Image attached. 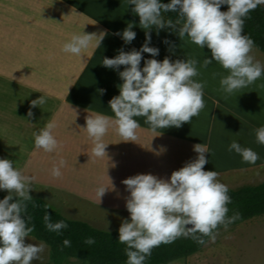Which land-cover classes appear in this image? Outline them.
<instances>
[{"label":"crops","instance_id":"obj_1","mask_svg":"<svg viewBox=\"0 0 264 264\" xmlns=\"http://www.w3.org/2000/svg\"><path fill=\"white\" fill-rule=\"evenodd\" d=\"M131 9L127 0H0V158L14 161L22 174L33 177L31 186L49 188L87 206L105 209L108 216L111 212H127L128 192L121 183L123 179L147 173L167 179L172 171L195 158L194 144L207 146L208 163L203 168L218 175L264 164V156L257 154L258 159L248 163L228 150L235 140L264 154V144L255 138V130L264 125V71L246 87L228 94L219 83L228 70L216 63L218 76L204 79L200 71L210 67L199 65L201 53L194 58L198 75L192 77L203 84V107L198 114L179 128L155 131L144 122L145 117H134L140 124L135 141H122L110 127L103 137L108 144L106 158L92 155V141L81 128L88 115H113L108 101L119 94L122 81L117 72L124 67L106 68L102 59L112 58L121 48L126 52L138 50L145 41L144 29L139 36L135 32L142 28ZM129 22L136 35L124 44L117 33ZM83 31L103 32L100 46L90 45L80 56L63 51L64 43ZM174 32L175 40L160 42L157 31L149 30L150 46L159 49L155 57L158 61L165 56L170 60L188 59L189 51L209 50ZM164 34L162 37L168 35ZM145 58L152 57L142 53L141 67ZM256 60L264 65V60ZM40 95L45 97V103L32 106L30 102ZM49 121L56 125L52 131L59 142V150L54 152L34 147L33 133ZM61 159L65 162L60 169L62 175L54 179L51 169ZM101 185L106 191L99 200L95 190ZM30 191L32 198L46 202ZM191 256L183 258L184 264L209 263L207 257Z\"/></svg>","mask_w":264,"mask_h":264},{"label":"clouds","instance_id":"obj_2","mask_svg":"<svg viewBox=\"0 0 264 264\" xmlns=\"http://www.w3.org/2000/svg\"><path fill=\"white\" fill-rule=\"evenodd\" d=\"M127 2L132 5L131 11L139 17V27L145 30V41L138 50L133 48L126 52L121 48L112 58L102 59L101 64L106 68L117 70L119 66L124 67L117 72L122 81L118 85L119 94L108 101L113 115H88L81 128L91 139V153L97 158H106L108 144L104 143L103 137L110 127H114L122 141H135L140 124L134 117H145L144 122L152 131L179 128L203 107V84L192 79L198 75L197 60H170L165 56L158 61L155 57L159 49L150 46L149 30L154 28L157 34L161 29L176 31L179 37L187 36L200 48L209 49L210 58L206 56L200 66L206 67L216 61L228 70V74L221 76L219 81L225 93L231 94L246 87L264 71V65L250 54L252 39L243 33L244 19L258 4H264V0ZM221 5H227V10L220 11ZM162 12L176 13V22L165 19ZM177 24L180 25L178 29ZM132 28L129 22L117 33L124 44L135 38L136 33ZM103 38V32L96 34L83 31L72 35L64 43L63 51L80 56L81 51L90 45L99 47ZM142 53L152 58H145L141 67ZM99 91L103 93V89ZM30 103L32 106L43 104L45 97L40 95ZM31 115L29 111L28 116ZM55 126L54 122L49 121L33 133L35 148L45 152L59 150V142L52 131ZM255 138L257 143L264 144V125L255 130ZM192 150L196 153L195 158L172 171L167 179L147 173L135 174L121 181L128 192L125 208L129 215L121 220L117 240L125 244V264H144L154 246L170 243L180 236L190 237L201 245L206 243L203 239L205 236L208 242H214L218 225L227 228L228 224L239 218V212L226 215L229 211L227 204L231 200L227 186L217 179L218 173L203 168L208 163L205 156L207 146L197 143ZM228 150L235 151L248 163L258 159L255 151L241 146L235 140L230 142ZM64 163L61 159L58 165L52 167V178L61 177L60 169ZM32 179L14 167V161L0 158V190H7L8 193L0 199V264H31L45 248L44 242H26V237L33 231L29 223L31 217L24 215L26 202L32 201L29 195ZM95 191L100 200L106 188L101 185ZM43 219L45 227L58 235L61 229L68 226L64 220L53 222L47 212ZM84 243L91 245L94 239L87 237ZM62 244L69 246L70 241L65 238Z\"/></svg>","mask_w":264,"mask_h":264},{"label":"trees","instance_id":"obj_3","mask_svg":"<svg viewBox=\"0 0 264 264\" xmlns=\"http://www.w3.org/2000/svg\"><path fill=\"white\" fill-rule=\"evenodd\" d=\"M168 3L169 0H161ZM220 11H226L227 5H221ZM165 19L177 20V14L162 12ZM243 33L253 41V48L264 54V5L258 4L250 10L244 19ZM231 202L227 204L229 209L227 216L239 212V218L228 224L231 227L256 216L264 215V182L258 185H248L235 190H228ZM5 194L0 193V199ZM45 202L32 198L26 202L24 215L31 217L30 224L33 231L29 234L38 241L44 242L49 248V257L53 264H62L65 258H73L86 264H125L127 259L124 249L125 244L117 240V230L106 231L95 228L86 222L68 219ZM48 213L53 222L64 220L66 229H61L58 235L45 227L44 214ZM221 228L218 225L215 232ZM92 237L94 243L85 244L84 240ZM70 241L69 246L62 244L63 239ZM208 242V237H203ZM205 243V244H206ZM190 237L180 236L170 243H160L151 249V254L146 257L144 264H169L175 260L186 258L200 251L203 246Z\"/></svg>","mask_w":264,"mask_h":264},{"label":"rangeland","instance_id":"obj_4","mask_svg":"<svg viewBox=\"0 0 264 264\" xmlns=\"http://www.w3.org/2000/svg\"><path fill=\"white\" fill-rule=\"evenodd\" d=\"M176 26L179 28L180 25L177 24ZM135 32H137V36H139L144 30L141 29ZM163 33H165L164 35H168L162 37ZM158 35L161 37V39H159L160 42H162L163 39H166L167 42L171 39L175 40L174 31L161 29ZM170 45L171 44H169V46ZM200 53L201 63L206 56L210 58V50H208L207 53L203 51H189V58H191L192 55H194L192 58L199 57ZM250 54L253 56L254 60H264V54L253 47ZM216 63V61H213L208 64L207 66L210 68L200 71V75L208 80L212 79L211 77H217L218 74L215 70ZM259 84L263 85L261 82H259ZM257 154L262 158L264 156L262 153ZM217 179L225 184L228 190H235L248 185H258L264 182V164L254 165L247 169L231 171L227 174H219ZM31 188L30 192H33L32 195L34 197L40 198L46 202L48 200V202L45 203L47 205L50 204V206L61 215L69 219L89 222V225L101 230H118L121 220L128 218L129 215L128 212H118L117 214L111 212V215L108 216V211L105 209H100L92 205L87 206L77 199L57 194V192L49 188L40 186H31ZM0 192L5 195L8 194L7 190H1ZM73 210L76 214H74ZM26 242L39 244L41 241L36 240L32 236H28L26 237ZM194 256L202 258L207 257V259H209L208 264H264V215L256 216L237 225L217 230L215 241L207 242L200 251L193 254L191 257ZM189 261L192 262V258ZM31 264H53L50 260L49 248L46 244L44 250L39 254V258L31 261ZM62 264L86 263L73 258H65ZM169 264H184V259L175 260Z\"/></svg>","mask_w":264,"mask_h":264}]
</instances>
